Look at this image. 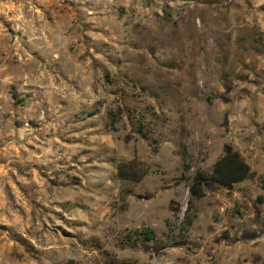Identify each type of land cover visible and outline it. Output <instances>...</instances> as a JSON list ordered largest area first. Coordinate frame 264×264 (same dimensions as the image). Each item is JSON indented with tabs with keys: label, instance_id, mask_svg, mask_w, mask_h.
Wrapping results in <instances>:
<instances>
[{
	"label": "rangeland",
	"instance_id": "rangeland-1",
	"mask_svg": "<svg viewBox=\"0 0 264 264\" xmlns=\"http://www.w3.org/2000/svg\"><path fill=\"white\" fill-rule=\"evenodd\" d=\"M263 178L264 0H0V264H264Z\"/></svg>",
	"mask_w": 264,
	"mask_h": 264
},
{
	"label": "trees",
	"instance_id": "trees-1",
	"mask_svg": "<svg viewBox=\"0 0 264 264\" xmlns=\"http://www.w3.org/2000/svg\"><path fill=\"white\" fill-rule=\"evenodd\" d=\"M136 167V161L121 163L117 167V175L121 179L140 181L143 175L136 173ZM252 176L253 173L240 153L234 150L232 146L225 144L223 146V155L212 164L209 176L199 171L194 174L189 187V194L191 197L201 199L205 196L204 187L208 183H215L220 187L232 189L234 185L250 179ZM261 187L264 190V178L262 179ZM149 234L150 232L147 231V238H149Z\"/></svg>",
	"mask_w": 264,
	"mask_h": 264
}]
</instances>
